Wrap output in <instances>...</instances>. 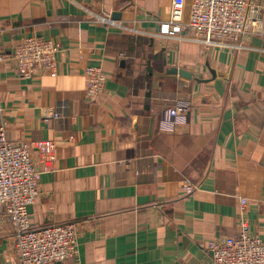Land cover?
I'll return each instance as SVG.
<instances>
[{"label": "crops", "instance_id": "crops-1", "mask_svg": "<svg viewBox=\"0 0 264 264\" xmlns=\"http://www.w3.org/2000/svg\"><path fill=\"white\" fill-rule=\"evenodd\" d=\"M170 2L0 0V131L56 143L28 208L36 226L74 223L76 252L56 264H210L208 242L241 218L264 240V31L239 48L163 37ZM28 36L58 44L53 74L15 69ZM96 65L104 90L87 102ZM13 235L0 208V264H19Z\"/></svg>", "mask_w": 264, "mask_h": 264}, {"label": "built area", "instance_id": "built-area-1", "mask_svg": "<svg viewBox=\"0 0 264 264\" xmlns=\"http://www.w3.org/2000/svg\"><path fill=\"white\" fill-rule=\"evenodd\" d=\"M264 4L255 0H171L169 15L161 20L158 33L163 37L184 36L204 46L241 47L240 38L248 32L262 33ZM59 50L51 38L28 36L10 52L20 75L29 76L40 69L53 74ZM0 43V65L4 60ZM84 99L95 102L104 90L105 76L100 66L87 67ZM184 106L166 112L172 120ZM46 119L58 118L53 108H42ZM56 143L52 139L13 142L0 131V208L9 219L14 249L19 264H56L76 252L77 232L74 223L36 226L29 221V206L39 192L43 173L54 169ZM187 192L195 185L184 180ZM241 208L246 205L240 198ZM210 264H264V240L248 230L247 220L240 219L235 236H218L208 242Z\"/></svg>", "mask_w": 264, "mask_h": 264}, {"label": "water", "instance_id": "water-1", "mask_svg": "<svg viewBox=\"0 0 264 264\" xmlns=\"http://www.w3.org/2000/svg\"><path fill=\"white\" fill-rule=\"evenodd\" d=\"M119 15H120V12H113L112 13V17L113 18H117V17H119ZM171 71L174 72V73L178 72L179 74L184 75V76H188L189 75L187 72H185L183 70H178L176 68H171Z\"/></svg>", "mask_w": 264, "mask_h": 264}]
</instances>
